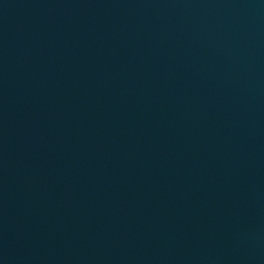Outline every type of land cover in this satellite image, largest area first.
Returning a JSON list of instances; mask_svg holds the SVG:
<instances>
[{
	"label": "water",
	"instance_id": "95a60500",
	"mask_svg": "<svg viewBox=\"0 0 264 264\" xmlns=\"http://www.w3.org/2000/svg\"><path fill=\"white\" fill-rule=\"evenodd\" d=\"M0 264H264V0H0Z\"/></svg>",
	"mask_w": 264,
	"mask_h": 264
}]
</instances>
